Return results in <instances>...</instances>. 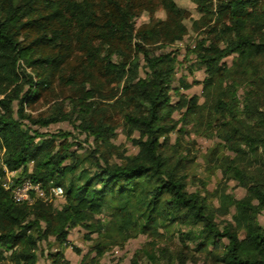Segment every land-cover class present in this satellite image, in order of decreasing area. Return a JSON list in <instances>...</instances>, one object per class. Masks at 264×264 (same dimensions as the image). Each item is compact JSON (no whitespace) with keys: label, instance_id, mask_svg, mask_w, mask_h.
Instances as JSON below:
<instances>
[{"label":"trees","instance_id":"obj_1","mask_svg":"<svg viewBox=\"0 0 264 264\" xmlns=\"http://www.w3.org/2000/svg\"><path fill=\"white\" fill-rule=\"evenodd\" d=\"M192 1L201 14L193 29L203 30L193 50L205 74L203 104L196 96L171 102L177 60L166 48L187 34L186 15L173 0H55L45 1L42 9L36 0H0V174L4 166L16 174V183L40 184L47 197L51 187H61L64 199L60 210L54 198L16 204L0 189V264L5 259L38 264L42 242L52 238V245L63 246L78 227L96 229L100 241L94 249L101 255L139 235L156 243L161 231L178 223L199 228L180 239L199 241L197 251L218 264H264V226L258 221L264 212V105L254 94L241 104L236 98L264 58V0ZM158 7L165 20L136 29V17L142 11L152 16ZM138 59L144 76L138 74ZM71 62L75 65L65 75ZM54 79L74 90L72 112L54 105L46 116L27 114ZM178 111L183 112L176 121ZM203 120L235 155L216 161L223 177L246 190L242 199L209 194L204 182L202 192L189 193L184 159L173 163L165 154L169 136L183 132L179 124L198 128ZM61 122L93 139L96 147L88 156L71 151L81 144L69 142L70 133L41 132ZM118 127L138 152L111 164L99 147L110 145ZM243 156L258 165V175L238 167ZM88 164L92 169L83 168ZM213 199L218 209L211 207ZM231 208V222L220 229L215 213L226 216ZM102 211L109 214L106 224H87ZM48 259L67 264L60 251Z\"/></svg>","mask_w":264,"mask_h":264},{"label":"rangeland","instance_id":"obj_2","mask_svg":"<svg viewBox=\"0 0 264 264\" xmlns=\"http://www.w3.org/2000/svg\"><path fill=\"white\" fill-rule=\"evenodd\" d=\"M45 1L55 0H36V8L42 9ZM173 2L181 14L186 15L183 19V24L187 29V34L183 37L182 41L166 48V52H172L177 60V68L170 85L171 102L172 104H176L180 96L186 99L196 96L198 103L203 104L202 83L205 79V74L203 70L197 68V59L193 53L197 42L203 37L200 35L203 31L202 29L198 31L193 29V23L200 20L201 14L197 11L192 0H173ZM165 17V13L161 7H158L152 16L146 11H142L136 17L135 27L136 29H140L148 25L151 20L163 21ZM158 52L160 51L157 50ZM232 60L233 58L230 57L225 60V63L230 66ZM73 65H75L74 62L68 64L63 73L65 75L70 73ZM138 65V74L144 76L142 59H138ZM26 73L29 74L31 71L27 69ZM77 81L79 82L80 80L77 79ZM180 84L188 86L189 89L181 88ZM248 94L257 96L258 102L264 105V58L258 64V71L253 77V81L238 88L236 94L237 102L239 104L243 103L244 97ZM74 99V90L60 84L58 79H54L51 86L42 92L41 99L25 111L33 117L46 116L54 105H62L65 112H72V100ZM182 112H176L173 115L174 120L178 121ZM206 114L205 116L208 118ZM117 123L120 125L119 121ZM180 128H183V132H174L169 136L171 148L169 151H165V154L171 156L173 163L179 157L184 159L182 167L185 171L182 174L186 178V190L189 193H194L198 190L202 192L200 182H204L206 183L205 191L209 194L223 192L235 200L242 199L246 195V190L237 181L223 177L221 169L217 167L218 161H216V157L221 156L234 159L235 155L221 146L223 143L215 136L214 132L207 129L206 121L203 120L201 126L198 128H194L191 125L182 127L179 124L177 129ZM41 132L51 134L57 132L70 133L71 138H69V142H74V138L81 144L80 148L74 147L71 151L78 150L79 154L86 156L96 147L92 138L87 139L85 135L79 134L69 122L51 125L48 128L42 129ZM132 138H136V135H133ZM99 152L110 156L109 162L111 164H120L121 156H135L138 149L126 138L122 127H118L114 131V137L111 139L110 145H100ZM237 164L247 174L252 176L259 174L258 165L251 162L248 156H243L242 160L238 159ZM83 168L91 167L88 164ZM262 175L264 180V172ZM54 201V207L60 210L64 205L63 196L54 199ZM211 207L214 210L219 208L217 199L211 200ZM234 212V209L231 208L226 216L215 213V223L217 226L221 229L226 223L231 222ZM108 220L109 214L106 211H102L100 214L89 218L87 224L94 226L97 221L106 224ZM258 221L264 226V212L259 216ZM198 231V227L178 223L170 226L165 231H161L163 237L157 239L156 243L146 235H139L136 238L128 240L122 247L104 248L102 254L98 255L94 249L95 245L100 241L96 229L94 228L93 232L89 233L88 230L78 227L69 232L67 243L63 246L52 245V238L48 242H42L37 250V261L38 264H52L51 260L48 259V255L60 251L63 261L67 262V264H218L211 256L197 251L196 245L199 241L192 242L185 239L182 241L180 239V234H191L190 232L197 234ZM216 253L220 254V252ZM3 255L7 257L9 253L5 252ZM1 264L11 263L5 259L1 261Z\"/></svg>","mask_w":264,"mask_h":264},{"label":"built area","instance_id":"obj_3","mask_svg":"<svg viewBox=\"0 0 264 264\" xmlns=\"http://www.w3.org/2000/svg\"><path fill=\"white\" fill-rule=\"evenodd\" d=\"M15 178L16 174L14 172L7 171L4 166L1 167L0 189L9 192L16 204H32L37 200L46 201L48 198L56 199L63 196L61 187H51L47 197L40 184H33L29 180L16 183Z\"/></svg>","mask_w":264,"mask_h":264}]
</instances>
